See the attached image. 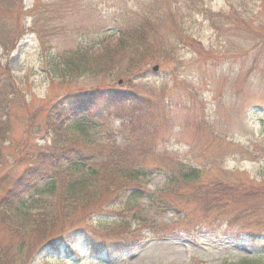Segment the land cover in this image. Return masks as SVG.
Returning a JSON list of instances; mask_svg holds the SVG:
<instances>
[{
    "label": "rangeland",
    "instance_id": "374dc122",
    "mask_svg": "<svg viewBox=\"0 0 264 264\" xmlns=\"http://www.w3.org/2000/svg\"><path fill=\"white\" fill-rule=\"evenodd\" d=\"M119 25L140 29L143 44L112 54L109 67L117 71L141 55L139 72L90 76L72 67L71 78L62 75L59 67L69 69V62L87 64L77 60L78 47L99 54L104 45L113 49ZM0 38L6 47L0 43V64L13 74L12 88H20L13 100L0 102V117L9 124L0 142V203L28 152L49 141L47 117L56 102L78 88L131 87L142 103L123 108L122 120L110 108L95 110L104 127L91 128L106 137L94 135L92 142L101 150L123 147L124 159H131L138 151L133 141L143 134L168 152V161L198 165L202 173L191 182H170L152 167L154 154L138 155L149 169L139 180L146 191L139 200L143 219L129 220L135 230L123 242L129 250L101 260L227 264L253 258L264 264V0H0ZM215 193L228 199L219 203ZM112 221L101 214L78 224L65 236L73 249L68 256L62 248L39 254L37 231L25 235L14 226L19 221L10 229L0 222V264H98L84 233L97 241L123 239L107 235L117 232ZM118 232L131 234L125 227ZM22 235L28 243L21 249Z\"/></svg>",
    "mask_w": 264,
    "mask_h": 264
},
{
    "label": "trees",
    "instance_id": "16d2710c",
    "mask_svg": "<svg viewBox=\"0 0 264 264\" xmlns=\"http://www.w3.org/2000/svg\"><path fill=\"white\" fill-rule=\"evenodd\" d=\"M135 27L128 29L119 25L116 29L118 37L116 45L111 50L106 49L104 47L106 45L102 46L104 48L102 54L92 52L87 47H78L77 60L80 58V63L84 61L87 64L78 65L76 62L72 64L69 62L70 70L67 66L59 67L61 72L64 70L62 75L71 78L72 70L75 71L79 67V70L83 69L84 74L90 76L109 69L112 76L132 77L137 73L135 71L139 68L136 66L143 56L135 57L128 66L121 67L117 71L115 67H109L113 61L109 62L108 59L118 51L129 50L127 44L135 46L143 44L142 33ZM4 42V38H0V43L6 49ZM137 48L134 50L136 53L142 50ZM145 51L143 49L139 53ZM103 58L105 62L99 64L100 59ZM57 63L56 56V61L52 63V66L56 67ZM0 81L3 83L0 84V102L4 104L8 100H13V95L18 94L20 88H16L15 85L12 88L13 74L1 64ZM9 95L12 97L8 98ZM139 101L142 103V97L131 91V87L121 89L78 88L64 95L48 112L49 141L28 152L27 163L22 168L19 179L3 188L4 201L0 203L2 210L0 222L10 229L13 221H19L14 226L25 235L37 231L36 237L40 242L37 247L39 254H48L63 247L68 256L73 254V249L63 244L66 240L65 236L69 232H76L78 230L76 226L84 220L89 221L92 215L110 214L113 217L111 223H114L117 232H110L107 235L120 234L124 235L123 239L108 236L102 241H97L85 232L87 251L92 257L99 259L98 264H108L107 261L101 259L108 255L109 261L110 252L129 250V243H123L129 241L135 234V230H130L129 220L131 217H138L140 221L143 219L139 215L142 210L139 207V200L146 196L145 187L139 180L144 178L148 166L140 160L138 155L154 154L156 158L152 159L154 160L152 167L163 173L166 180L170 182H191L199 179L202 173L198 165L182 161H168V152L161 145L159 147L149 145L151 138L143 134H139L136 141H133L135 146L132 148L137 147L138 151L131 159H126L127 157L124 159L125 149L123 147L112 146L101 150L100 146L92 142L94 135L100 134L99 136L106 137L104 132L103 135L99 133L104 125H101L103 124L100 121L101 118L93 113L95 110L100 107L110 108L122 120L121 110L128 108L132 111L136 109L133 103L136 102L138 106ZM96 102L99 103L97 107L93 106ZM1 116H4V119L0 117V142L9 134L8 118L3 113ZM95 125L99 126V132L92 130L91 126ZM123 126L124 123H122ZM214 196L217 197L219 203L228 199L225 193H215ZM154 197V195L149 196L151 202H154ZM164 199L162 202L165 201V207L173 206ZM173 209L182 210L178 206H173ZM75 217H77L74 223L76 225H73L72 221ZM6 222L9 225L5 224ZM66 225L74 229L66 230ZM122 227H125L131 234L119 233ZM19 240H21L18 244L20 248L26 247L27 238L22 235L19 236ZM252 259L227 264H253Z\"/></svg>",
    "mask_w": 264,
    "mask_h": 264
},
{
    "label": "water",
    "instance_id": "95a60500",
    "mask_svg": "<svg viewBox=\"0 0 264 264\" xmlns=\"http://www.w3.org/2000/svg\"><path fill=\"white\" fill-rule=\"evenodd\" d=\"M153 69H156V66H155V67H153Z\"/></svg>",
    "mask_w": 264,
    "mask_h": 264
}]
</instances>
